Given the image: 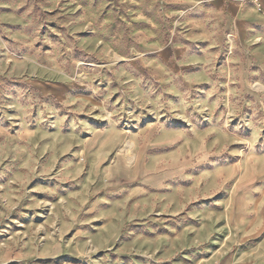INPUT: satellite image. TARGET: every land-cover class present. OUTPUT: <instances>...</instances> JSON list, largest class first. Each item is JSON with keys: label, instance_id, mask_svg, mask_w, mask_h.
Wrapping results in <instances>:
<instances>
[{"label": "rangeland", "instance_id": "1", "mask_svg": "<svg viewBox=\"0 0 264 264\" xmlns=\"http://www.w3.org/2000/svg\"><path fill=\"white\" fill-rule=\"evenodd\" d=\"M174 1L0 0V264L253 263L264 73Z\"/></svg>", "mask_w": 264, "mask_h": 264}, {"label": "crops", "instance_id": "2", "mask_svg": "<svg viewBox=\"0 0 264 264\" xmlns=\"http://www.w3.org/2000/svg\"><path fill=\"white\" fill-rule=\"evenodd\" d=\"M174 2L190 15L191 28L199 33L197 40H205L209 44L216 39L221 47L229 46L231 53L247 58L244 69L253 63L258 71L264 73V0H257L258 6L250 0ZM262 233V241L255 247L258 253L252 264H264V231ZM211 264L219 263L215 261ZM223 264H232L230 258L225 256Z\"/></svg>", "mask_w": 264, "mask_h": 264}, {"label": "built area", "instance_id": "3", "mask_svg": "<svg viewBox=\"0 0 264 264\" xmlns=\"http://www.w3.org/2000/svg\"><path fill=\"white\" fill-rule=\"evenodd\" d=\"M250 1H252V3L255 4V5L258 4V3H257V0H250ZM257 6H258V5H257Z\"/></svg>", "mask_w": 264, "mask_h": 264}, {"label": "bare ground", "instance_id": "4", "mask_svg": "<svg viewBox=\"0 0 264 264\" xmlns=\"http://www.w3.org/2000/svg\"><path fill=\"white\" fill-rule=\"evenodd\" d=\"M122 151V150H121ZM134 156V155H133ZM126 159H128V158H126ZM129 159H130V157H129ZM132 163V162H131Z\"/></svg>", "mask_w": 264, "mask_h": 264}]
</instances>
